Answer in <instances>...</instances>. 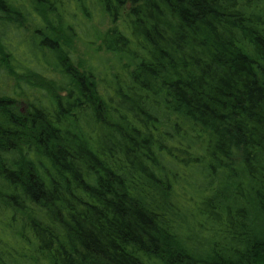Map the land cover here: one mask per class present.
I'll return each mask as SVG.
<instances>
[{
  "label": "trees",
  "instance_id": "16d2710c",
  "mask_svg": "<svg viewBox=\"0 0 264 264\" xmlns=\"http://www.w3.org/2000/svg\"><path fill=\"white\" fill-rule=\"evenodd\" d=\"M91 1L0 0V264H264V0Z\"/></svg>",
  "mask_w": 264,
  "mask_h": 264
},
{
  "label": "rangeland",
  "instance_id": "374dc122",
  "mask_svg": "<svg viewBox=\"0 0 264 264\" xmlns=\"http://www.w3.org/2000/svg\"><path fill=\"white\" fill-rule=\"evenodd\" d=\"M87 1L88 0H85L86 6L88 8H92V6L90 5L91 3L88 4ZM94 6L97 8V5H94ZM76 7H79V5L74 4L71 7V11L73 13H75V11L77 12L79 10ZM71 11L69 10L68 11L69 13L67 12V14H71L72 13ZM79 14H80V11H79ZM88 16H91V15L88 14ZM84 18H85L84 20L86 23H92L93 24L94 31L97 33V38H96L97 42L93 46V45L85 44V40H83L82 38H81V40L80 39L75 40L76 46H77L76 50H77L78 60L79 61L82 60V61L89 63V65L92 66L93 68L102 69V63L103 62H106V60H108V62H111L114 59H116L118 56L116 53H111V52H108L107 50H105V48L102 47V38L100 39V36L102 35V33L107 31L108 29H111L113 27V24H111L110 19H107L105 22V25L100 27L99 20L95 21V23H94L92 20H87V17L85 14H84ZM83 33H85V31ZM83 33L80 31V34L83 35Z\"/></svg>",
  "mask_w": 264,
  "mask_h": 264
}]
</instances>
